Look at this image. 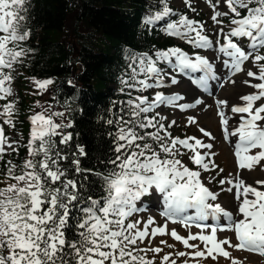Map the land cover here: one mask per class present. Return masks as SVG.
Segmentation results:
<instances>
[{"label":"snow or ice","instance_id":"6c2138e0","mask_svg":"<svg viewBox=\"0 0 264 264\" xmlns=\"http://www.w3.org/2000/svg\"><path fill=\"white\" fill-rule=\"evenodd\" d=\"M183 2L196 12L191 0ZM206 2L212 10L211 30L205 22L173 9L169 0L149 5L144 23L156 26L160 22L165 35L194 51L179 46H153L151 53L125 50L128 63L120 78V92L128 98L112 102L113 108L108 109L111 115L105 123L114 131L107 133L111 140L108 158L104 170L98 171L84 166L89 151L76 139L79 134L69 131L74 121L66 116L68 104L65 111H56L52 103L37 101L40 110L28 118L27 157L20 164L4 160L5 155L18 156L21 146L20 140L6 135L3 126L15 130L18 109L16 101L8 99L14 95L13 73L33 49L26 46L31 37L30 0H0V100L6 101L0 104V164L7 178L0 182V264H155L147 253L159 254L162 248L141 245L146 239L151 244L158 235H170L191 250L175 253L189 258L183 264H201L200 258L215 260L216 254L230 258L231 264H243L231 257L225 245L264 257V179L248 183L242 174L220 178L223 169L212 159L214 145L206 142L216 137L204 127H198L202 138L172 134L177 121H168L158 109L183 112L201 105L200 98L182 102L185 95L177 92L143 94L162 88L166 78L177 85L180 81L174 73L187 77L203 92L213 82L221 89L228 83L235 85V77L242 76L240 82L254 91L235 93L238 102L230 107L232 117L224 111L228 100L216 98L217 115L223 138H237L238 168L252 171L260 166L264 171V103H258L264 100V0ZM32 82L39 93L54 84L51 78H32ZM67 83L73 84L72 80ZM117 105L118 111H113ZM237 114L238 126L230 130V119ZM187 122L197 120L188 116ZM214 169L217 175H209L205 183L204 174ZM208 184L220 185L221 191L229 185L226 190L234 195L233 203L223 206ZM153 195L162 199L164 223L156 225L152 216L146 221L132 220L144 210V198ZM168 222L198 231L182 236L175 228L169 232ZM223 231L231 232L237 242L218 238ZM190 241H199L203 249ZM172 256L166 253L161 264H177Z\"/></svg>","mask_w":264,"mask_h":264},{"label":"trees","instance_id":"16d2710c","mask_svg":"<svg viewBox=\"0 0 264 264\" xmlns=\"http://www.w3.org/2000/svg\"><path fill=\"white\" fill-rule=\"evenodd\" d=\"M155 3L156 0H30L28 27L31 37L26 46L33 51L16 68L19 73L25 71L30 76L53 79L52 100L64 109L65 104L70 105L66 116L74 121V128L69 131L78 133L76 139L89 151L83 161L85 167L104 170L103 162L108 158L106 149L111 143L107 133L114 131L105 123L111 115L108 109L113 108L112 102L128 98L120 92V78L127 71L128 63L125 50L151 53L153 46L166 49L175 44L172 37L160 30V22L151 26L143 21L149 14V5ZM76 10V29L82 21L86 27L84 32L76 31L77 50L72 44L59 41L54 34L55 30L65 28L68 14ZM68 18L73 19L72 16ZM77 63L81 64L79 71ZM69 80L72 85L67 83ZM16 97L14 92L9 100L16 101V115H20L21 105L17 103L22 98L19 96L17 101ZM4 103L6 101L0 100V104ZM118 108L117 105L113 111ZM27 139L26 135L21 140L18 156L15 153L5 155L4 160L22 163L27 157L24 147ZM3 169L4 165L0 164V174ZM153 257L157 264L154 255L148 258ZM171 259H176V255Z\"/></svg>","mask_w":264,"mask_h":264},{"label":"rangeland","instance_id":"374dc122","mask_svg":"<svg viewBox=\"0 0 264 264\" xmlns=\"http://www.w3.org/2000/svg\"><path fill=\"white\" fill-rule=\"evenodd\" d=\"M170 6L181 12L186 13L190 18H194L200 21H203L206 23V26L209 30L212 28V21L210 20V16L212 15V10L209 6V4L206 2V0H191L192 6L196 8V12H192L183 2V0H169ZM226 10V8L224 9ZM76 11L72 12L71 14H68L66 20H65V28L61 30H55L54 34L59 39V41H65L66 43L72 44L75 47V50L78 48L77 44V37H76V31L84 32L86 30L85 24L82 21L78 23V29H76L77 21H76ZM72 16L73 19L70 21L68 17ZM78 21V22H79ZM214 38V37H213ZM173 41L175 42V46H179L182 49L188 51L191 53L194 51L190 45L186 44L185 42L173 38ZM201 54L207 55L211 57L213 53L210 51H204L200 50ZM247 66V65H246ZM217 68L220 69L219 63L217 64ZM81 69V64L77 63V70L79 71ZM169 71H171L169 69ZM17 71L13 73L14 76H17ZM177 75V78L179 79V83L177 85H171L167 82L165 85L160 89L155 90H149L146 93H143L144 95H149L151 97L153 91H163L165 94H171L172 92H177L181 95L182 92L188 93V98H185L187 102H192L193 98H195V94L192 93H199L200 95L204 96V101L201 105L197 106L194 109H187L183 112H181L179 109H173L171 107H161L158 109V111L161 112V114L166 115L168 118V121H171L172 119H175L177 121V124L171 129L172 134L180 135L181 138L187 135H195L197 138H202V133L199 132L198 127H204L206 130L210 131L213 136L216 137L214 141L207 140L206 142L213 143L214 147L211 150L215 153V156L212 157L214 160V163L218 165L219 169H223V172L220 174V178L223 177H229V174H238L240 171H243L238 168V165L236 163L234 151H235V145L233 146V141L231 140V137L228 140H225L223 138V132L222 128L219 123V117L217 115V107L215 104V99H227L229 102V107L225 108L224 111L227 114H230V107L233 104H236L238 102V97L235 95V93H251L254 91L251 87L245 86L240 81L243 79L242 76H237L236 81L237 83L235 85H232L229 83L231 87V91H229L224 96L223 93L227 92L229 89L224 88H218L215 82L210 84V88L208 92H203L202 90L198 89L194 84H192L187 77H184L180 74ZM32 78H38L35 76L28 75L25 71H22L20 74L19 80L16 82L15 79L13 80L11 87L13 89V92H16L17 94V101L22 98L21 101H18L17 105H21V111L22 114L15 115V130L10 128L8 125H3L6 135L11 137L12 139L22 140L27 135L29 137V130H30V121L29 117L30 115L34 114L35 112L39 111L40 109L36 106V102L39 101L40 104H48L52 103L54 105V109L56 111H65L64 108H62L59 105H56L52 98L53 95V89L54 84L50 85L47 91L43 93H39V90L35 88L34 83L32 82ZM38 79H44V78H38ZM252 79V78H249ZM253 83H256L258 81L252 80ZM17 84V87H16ZM191 84V86L189 85ZM233 88V89H232ZM35 93V94H34ZM138 94L135 92V95ZM20 96V97H19ZM12 96L8 97L10 99ZM184 102V101H182ZM258 103H264V100L259 101ZM207 105L208 107H205ZM239 115V114H238ZM246 115V114H245ZM188 116H194L197 120V123L195 124H189L187 122ZM57 122H59L57 120ZM239 119L234 122V126H238ZM3 121L0 120V124H2ZM26 134V135H25ZM235 139V138H234ZM255 151V150H254ZM254 154V153H253ZM185 163H187V159H185ZM264 164V162H262ZM190 167H193L192 165H189ZM218 169H214L210 173L204 174V180L205 183H207V177L209 175H217ZM247 171L250 174L258 173L257 177L254 180H250L248 183H253L255 180L258 179H264V171H261V167L257 166L254 170ZM7 180L6 176L4 174H0V182H5ZM11 182V181H7ZM209 188L213 189L215 192H217L219 200L223 206H230L234 201V195L227 192V187L229 185H224V191H221V186L218 184H208ZM155 206H154V205ZM141 207L144 209L142 212L134 214L132 217V220L140 219L142 221H146L149 216L154 217L156 221V225H160L164 223V217L160 215V213L163 211V204L162 199L158 197V195H153L150 197L144 198V203L141 205ZM153 225V226H156ZM141 227H143V224H141ZM168 230L170 232L171 229L175 228L178 232V234L182 236H187L189 230L193 233L197 232L198 229L195 227H192L191 229H187L182 227L178 223H171L168 222ZM225 237L232 238V243L235 244L237 241L235 240L233 234L229 231H223L218 233V238L223 239ZM149 239H151L149 237ZM164 240L167 242L166 245H161L160 241ZM190 243H197L200 244V248L203 249V244H201L199 241H190ZM167 245H173L174 247L170 248ZM141 246H148V247H156L159 246L162 248V251L159 254H155L152 252L147 253V257H150L154 255L156 257L157 264H161V258L166 253H173V258L175 257V253L179 251H191L190 249H186L180 242L175 241L170 235H158L154 239H152L151 244H148V240L146 239L145 244ZM227 251L231 253L232 258H237L243 262V264H264V259L261 256H256L252 254H248L244 251L235 250L232 248H229L227 245L224 246ZM217 258L213 260L212 258H200L201 264H231L230 258H224L219 256L218 254ZM245 257H247V260H245ZM185 259H189L188 257H177L176 261L179 264H183V261Z\"/></svg>","mask_w":264,"mask_h":264},{"label":"bare ground","instance_id":"6f19581e","mask_svg":"<svg viewBox=\"0 0 264 264\" xmlns=\"http://www.w3.org/2000/svg\"><path fill=\"white\" fill-rule=\"evenodd\" d=\"M219 70V69H218ZM235 78H237V77H235ZM190 86H191V84H189ZM225 88L226 89H229L227 92H224L223 93V95L222 96H224L225 94H227L229 91H231V87H230V85H229V83L228 84H226L225 85ZM233 89V88H232ZM188 93L189 92H186V93H184V92H182V94L183 95H185V98H188ZM192 94H195V98L196 97H198V98H200L202 101H204V96H202V95H200L199 93H192ZM206 100V99H205ZM184 102H187L186 100L184 101ZM230 117H232V113H230V114H228ZM239 119V115L237 114L235 117H233L232 119H230V123H229V129L230 130H232L235 126H234V122L235 121H237ZM237 138H232L231 137V140L233 141V146L235 145V140H236ZM238 174H242V177L246 180V182H249L250 180H254L256 177H257V175H259L258 173H255V174H250V173H248L247 171H240ZM234 175H236V174H234Z\"/></svg>","mask_w":264,"mask_h":264}]
</instances>
